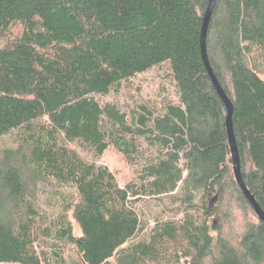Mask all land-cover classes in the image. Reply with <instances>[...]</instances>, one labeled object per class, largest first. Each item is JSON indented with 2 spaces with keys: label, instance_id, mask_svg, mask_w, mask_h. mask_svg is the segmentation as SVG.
<instances>
[{
  "label": "trees",
  "instance_id": "obj_1",
  "mask_svg": "<svg viewBox=\"0 0 264 264\" xmlns=\"http://www.w3.org/2000/svg\"><path fill=\"white\" fill-rule=\"evenodd\" d=\"M208 3L0 0V138H17L0 143V264H55L57 241L81 264H264V221L235 178L227 108L202 58ZM207 53L264 210V0H217ZM165 62L180 103L128 113L98 99ZM110 146L139 165L124 186L84 154ZM53 182L77 195L50 221L39 192Z\"/></svg>",
  "mask_w": 264,
  "mask_h": 264
},
{
  "label": "rangeland",
  "instance_id": "obj_2",
  "mask_svg": "<svg viewBox=\"0 0 264 264\" xmlns=\"http://www.w3.org/2000/svg\"><path fill=\"white\" fill-rule=\"evenodd\" d=\"M101 103L115 102L130 113L137 106V102L147 101L158 109H164L168 103H180L176 82L172 76V70L169 62L154 66L153 68L137 74L130 79L123 81L119 92H112L106 96H98ZM2 148L14 147L17 145L16 133L14 131L2 136L0 138ZM146 155L155 148H150L146 141H141L140 146ZM84 154L90 158L95 159L99 164L107 165L117 176L120 185L124 186L128 182L136 179L138 175V164L129 163L124 155L115 147L110 146L105 153L100 157L85 150ZM77 195L76 189L72 185L60 184L53 182L50 184H41L39 192L41 205L48 212V217L54 220L59 214L63 203L71 200ZM141 208L147 211L148 216L151 217V205L147 202L141 204ZM235 215L237 216V227H240L244 221V212L241 208L235 207ZM249 218L255 219L252 214ZM151 223L153 220H151ZM74 222V221H73ZM75 223V222H74ZM76 224V223H75ZM153 224V223H152ZM75 234H80V229L75 225ZM58 246L49 247L50 252L56 249L60 251L61 257L64 260H55V264H81L79 261V251L75 244L70 242H56Z\"/></svg>",
  "mask_w": 264,
  "mask_h": 264
},
{
  "label": "water",
  "instance_id": "obj_3",
  "mask_svg": "<svg viewBox=\"0 0 264 264\" xmlns=\"http://www.w3.org/2000/svg\"><path fill=\"white\" fill-rule=\"evenodd\" d=\"M217 0H209L205 16L203 19V25L201 29V53H202V58L205 64V67L208 71L209 76L211 77V80L213 82V85L215 89L217 90L218 94L224 101L226 108H227V118H226V124H227V131H228V138H229V145L231 149V158H232V163H233V169H234V175L235 178L243 191L245 197L249 201V203L252 205L254 208L255 212L257 213L258 217L264 221V210L255 198V196L251 193L249 188L247 187L243 175H242V168H241V159H240V152L238 149V145L236 142L235 134H234V128H233V110L234 106L232 103V100L222 87L219 79L217 78L211 63L208 58V53H207V33H208V28L210 24V20L213 14V10L215 7ZM218 194L216 195L215 199L217 198ZM214 201V199L212 200Z\"/></svg>",
  "mask_w": 264,
  "mask_h": 264
}]
</instances>
